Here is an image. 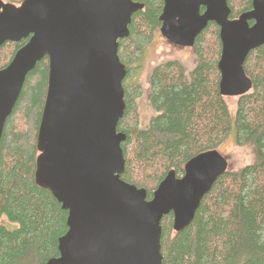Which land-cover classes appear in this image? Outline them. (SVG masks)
<instances>
[{
    "label": "water",
    "instance_id": "95a60500",
    "mask_svg": "<svg viewBox=\"0 0 264 264\" xmlns=\"http://www.w3.org/2000/svg\"><path fill=\"white\" fill-rule=\"evenodd\" d=\"M142 8L133 0H0V46L27 39L0 69V139L27 73L48 59L34 182L67 212V230L58 238V256L45 264H161L162 218L171 213L173 231L185 228L229 168L217 149L201 152L184 164L182 176L168 171L151 199L120 178L125 135L116 127L126 70L117 48ZM229 15L227 0H163L159 16L160 35L182 48H191L209 22L218 26L223 98L252 87L243 64L264 45V0H251L237 18Z\"/></svg>",
    "mask_w": 264,
    "mask_h": 264
},
{
    "label": "trees",
    "instance_id": "16d2710c",
    "mask_svg": "<svg viewBox=\"0 0 264 264\" xmlns=\"http://www.w3.org/2000/svg\"><path fill=\"white\" fill-rule=\"evenodd\" d=\"M4 1L19 5L23 0ZM133 1L143 8L132 14L129 34L117 48L126 70L125 108L116 127L125 135L120 178L145 189L151 199L168 171L182 176L190 158L218 149L231 130L235 145L250 146L254 154L251 164L217 178L185 228L173 231L171 213L162 218L161 264H264V45L244 61L252 87L237 97L232 114L218 90L219 28L209 22L190 48V70L180 60L151 69L148 102L156 114L140 128L135 100L141 89L130 79L136 72L133 63L159 32L163 0ZM227 5L234 19L251 9V0H227ZM26 41L0 46V69ZM47 74L44 57L27 73L0 139V264H45L58 256V238L67 230V212L34 182Z\"/></svg>",
    "mask_w": 264,
    "mask_h": 264
},
{
    "label": "rangeland",
    "instance_id": "374dc122",
    "mask_svg": "<svg viewBox=\"0 0 264 264\" xmlns=\"http://www.w3.org/2000/svg\"><path fill=\"white\" fill-rule=\"evenodd\" d=\"M167 60H180L187 71L194 66V57L190 48L173 46L157 32L152 43L144 49L142 57L133 63L136 72L130 82L141 89L140 96L135 100V113L140 128H146L150 119L156 114L148 102L151 69L158 63ZM224 99L230 113L234 114L237 97H226ZM217 150L222 156L227 157L229 170H238L251 164L254 160V154L250 146L238 147L235 145L233 130L230 131L227 139Z\"/></svg>",
    "mask_w": 264,
    "mask_h": 264
},
{
    "label": "flooded vegetation",
    "instance_id": "af4514ba",
    "mask_svg": "<svg viewBox=\"0 0 264 264\" xmlns=\"http://www.w3.org/2000/svg\"><path fill=\"white\" fill-rule=\"evenodd\" d=\"M202 10H203V9H202ZM202 10H201V11H202Z\"/></svg>",
    "mask_w": 264,
    "mask_h": 264
}]
</instances>
